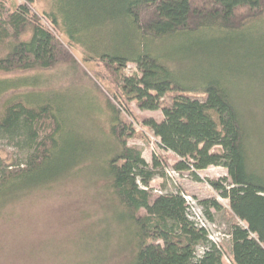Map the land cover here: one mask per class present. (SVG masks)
<instances>
[{"label":"trees","instance_id":"16d2710c","mask_svg":"<svg viewBox=\"0 0 264 264\" xmlns=\"http://www.w3.org/2000/svg\"><path fill=\"white\" fill-rule=\"evenodd\" d=\"M65 2L71 17L57 3V14L50 15L52 24L58 27L60 18L70 41L89 51L86 61L102 63L113 77L115 91L106 99L109 135L105 137L110 148L98 158L83 138H69L65 114L44 92L9 99L0 113V141L24 152L25 160L9 165L0 154V208L74 177L89 163L97 164L104 172L97 181L104 182L103 196L119 234L126 239V264H224L221 246L188 218L183 192L154 197L149 190L156 177L166 174L159 170L162 166L156 158L150 165L141 151L128 145L135 130L125 116L133 117L130 103L136 102L142 111L162 112V122L148 119L144 125L166 152L179 159L176 171L188 172L196 181H201L198 172L211 167L227 171L228 178L207 180V184L229 201L234 220L229 234L231 264H264V167L258 159L260 146L264 147L262 125L234 90L231 73L194 72L186 66L184 56L169 57L155 49L196 35L211 37V45L225 39L245 43L264 31V0ZM34 3L24 0L11 11L0 0L1 74L76 65L69 50L33 13ZM112 25L120 30L113 49L99 51V45L84 43L83 36H96ZM199 48L193 52L202 50ZM129 65L136 67V75L125 74ZM40 85L38 78L0 80V99ZM169 94L178 96L163 107V98ZM185 94H202L206 99L194 100ZM58 160H62L63 171L53 168ZM200 205L210 221L213 211L223 210L216 199L203 200ZM142 210L146 214H140Z\"/></svg>","mask_w":264,"mask_h":264},{"label":"rangeland","instance_id":"374dc122","mask_svg":"<svg viewBox=\"0 0 264 264\" xmlns=\"http://www.w3.org/2000/svg\"><path fill=\"white\" fill-rule=\"evenodd\" d=\"M3 1L11 11H16L24 4V0ZM57 3L63 13L71 17L65 0H35L32 10L41 18L45 28L53 32L69 50L76 65L69 63L60 64L50 70L0 73V80L20 77L38 78L41 82L35 89L9 93L1 98L0 113L4 104L17 95L44 92L65 114L63 120L66 124V135L69 138L71 136L73 141L83 138L91 149L90 152L100 158L110 148L105 137L109 135L106 99L112 97L115 91L111 82L113 77H110L102 63L86 61L91 56L89 51L70 41L60 18L58 27L52 24L50 15L57 14ZM119 31L116 25H112L98 31L96 36L87 35L82 39L88 46L99 45V51L106 48L111 50L116 46L113 42L118 40ZM204 37L206 36L196 35L185 41L177 40L159 45L155 49L169 57L184 56L186 66L194 72L197 69L221 70L235 76L232 83L234 90L239 92L251 108L264 132V31L240 44L225 39L224 43L211 45V37ZM199 47L202 50L194 53ZM125 74L136 75V67L129 65ZM177 96L178 94L165 96L163 107L170 106ZM185 96L199 101L206 99L202 94ZM130 108L133 117L124 116L133 126L135 135L128 140V145L141 151L150 165L153 158H156L162 166L159 170L166 174L165 178L156 177L152 181L149 187L152 195L157 197L161 194L183 192L192 197L201 208V201L216 199L223 210L213 211V221L208 220L205 215L204 217L211 226L209 235L223 249L224 264H231L232 246L229 234L234 220L231 217L229 201L222 199L207 184V180L228 178L227 171L224 168L211 167L197 173L201 181H196L188 172L176 171L179 159L166 152L161 147L160 140L144 125L148 119L162 122V112L142 111L136 102L130 103ZM260 143L257 140L256 147L259 148ZM0 154L9 165L23 164L25 160L24 152L9 146L3 140L0 141ZM258 159L260 166L264 167V147L260 146ZM53 168L63 171L62 160H58ZM103 173L101 166L89 163L87 167L77 170L74 177L60 184L35 190L1 207L0 264H126V239L119 234L111 208L103 196L102 188L105 184L101 180L97 181ZM140 214L144 215L146 211L142 210ZM200 250L202 253V249Z\"/></svg>","mask_w":264,"mask_h":264},{"label":"built area","instance_id":"2783aa9c","mask_svg":"<svg viewBox=\"0 0 264 264\" xmlns=\"http://www.w3.org/2000/svg\"><path fill=\"white\" fill-rule=\"evenodd\" d=\"M184 199L186 200L188 206V218L196 224L200 229H205L208 234H211V226L209 222L204 217L203 209L197 204V202L190 196L184 195ZM211 241L214 242L212 236L209 235ZM216 243V242H214Z\"/></svg>","mask_w":264,"mask_h":264}]
</instances>
